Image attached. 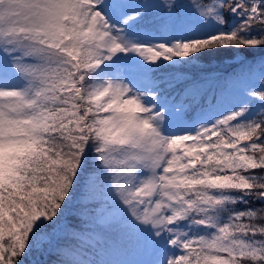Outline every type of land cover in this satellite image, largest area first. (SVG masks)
I'll return each instance as SVG.
<instances>
[{"label":"snow or ice","instance_id":"obj_1","mask_svg":"<svg viewBox=\"0 0 264 264\" xmlns=\"http://www.w3.org/2000/svg\"><path fill=\"white\" fill-rule=\"evenodd\" d=\"M258 49L264 0H0V264H264Z\"/></svg>","mask_w":264,"mask_h":264},{"label":"trees","instance_id":"obj_2","mask_svg":"<svg viewBox=\"0 0 264 264\" xmlns=\"http://www.w3.org/2000/svg\"><path fill=\"white\" fill-rule=\"evenodd\" d=\"M183 3H190L191 0H181ZM202 2H207V0H202ZM243 57H247V59L252 60L254 58H259L261 55H264V49H258L256 51H248L245 50L242 54ZM233 56H237L239 58V55L234 52H227L222 53L220 56H218L215 60H212L210 63H205L203 65V69H205L207 72H210L212 76H219L226 74L230 71H232L233 68L237 67V64L234 59H232ZM183 71H188L190 74L195 77L199 78L203 75H205V71H202L198 68L193 69H184ZM205 87L210 88H216L217 83L215 81H209L204 85ZM185 88L184 83H177L175 88L173 89L174 94L180 93ZM175 98L178 100L180 99L179 95H176ZM240 207H244L241 205ZM55 257H49V259H54Z\"/></svg>","mask_w":264,"mask_h":264},{"label":"rangeland","instance_id":"obj_3","mask_svg":"<svg viewBox=\"0 0 264 264\" xmlns=\"http://www.w3.org/2000/svg\"><path fill=\"white\" fill-rule=\"evenodd\" d=\"M213 60H215V59H213ZM205 63H208V62H204L203 65H204Z\"/></svg>","mask_w":264,"mask_h":264}]
</instances>
